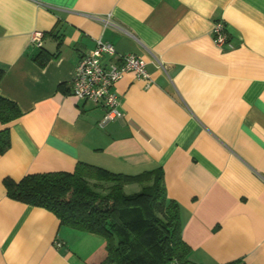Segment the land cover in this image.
<instances>
[{"label":"crops","instance_id":"obj_1","mask_svg":"<svg viewBox=\"0 0 264 264\" xmlns=\"http://www.w3.org/2000/svg\"><path fill=\"white\" fill-rule=\"evenodd\" d=\"M97 39L141 57L151 78L117 81L120 117L102 126V106L71 96ZM0 69V95L21 111L0 155V264L105 259L100 236L6 194L5 179L78 163L124 175L161 168L190 264H264V0H0Z\"/></svg>","mask_w":264,"mask_h":264},{"label":"trees","instance_id":"obj_2","mask_svg":"<svg viewBox=\"0 0 264 264\" xmlns=\"http://www.w3.org/2000/svg\"><path fill=\"white\" fill-rule=\"evenodd\" d=\"M46 61L38 63L43 67ZM3 75L0 69V81ZM20 116L17 104L0 95V124L6 126L0 131V155L10 148L7 125ZM130 185L139 190L126 194ZM4 186L11 200L45 209L60 225L103 238L106 257L99 264H190L179 206L166 196L161 168L124 175L78 163L73 172L5 179Z\"/></svg>","mask_w":264,"mask_h":264},{"label":"built area","instance_id":"obj_3","mask_svg":"<svg viewBox=\"0 0 264 264\" xmlns=\"http://www.w3.org/2000/svg\"><path fill=\"white\" fill-rule=\"evenodd\" d=\"M212 39L216 46L222 48L228 43V34L223 22L217 21L212 28ZM31 41L41 47L42 34L34 32ZM133 73L147 84L151 78L145 69V62L134 54L118 55L114 47L96 40V46L85 54L74 69L71 79V96L78 100L90 101L105 109L100 126L120 117L119 99L113 88L125 74ZM169 264H178L172 261Z\"/></svg>","mask_w":264,"mask_h":264},{"label":"rangeland","instance_id":"obj_4","mask_svg":"<svg viewBox=\"0 0 264 264\" xmlns=\"http://www.w3.org/2000/svg\"><path fill=\"white\" fill-rule=\"evenodd\" d=\"M139 190V186L138 185H130L126 188H124V192L126 194H132L134 192H137Z\"/></svg>","mask_w":264,"mask_h":264}]
</instances>
